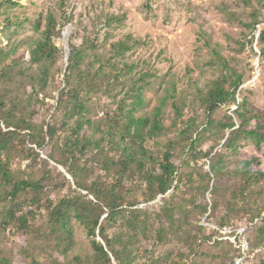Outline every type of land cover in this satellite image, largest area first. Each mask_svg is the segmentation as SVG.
I'll use <instances>...</instances> for the list:
<instances>
[{"label":"trees","instance_id":"obj_1","mask_svg":"<svg viewBox=\"0 0 264 264\" xmlns=\"http://www.w3.org/2000/svg\"><path fill=\"white\" fill-rule=\"evenodd\" d=\"M263 12L264 3L252 19L249 43L253 44L250 35L262 19ZM111 21L119 24L121 19L108 18L106 26L109 27ZM6 22L9 24V19ZM57 26L56 16L51 11L44 16L43 26L41 19L33 24L36 35L27 41V68L35 65V69L27 75L21 71L22 78L26 76L30 83L26 97L0 94V234L9 228L24 236L41 238L47 246L50 243L56 245L51 252L57 255L52 256L50 252V257L43 261L39 259L40 255L29 253L24 246L22 252L28 264H159L156 259L143 256L149 249L143 247L139 240L148 239L153 225L150 213L137 207L140 203L137 188H141L144 196L142 202L153 201L158 196L163 201L158 212L153 214L158 223L162 222L153 231L155 239L163 242L170 233L176 241L189 245L188 254H193L200 238L211 242L219 232L201 226L199 219L192 226L195 230L193 235L190 232L185 237L177 234L173 231V216L179 209L168 205L164 195L171 189L177 191L179 184L184 185L189 192L188 205L198 209L202 215L210 210L204 199L210 182L222 178L228 181L227 178L233 176L237 186L225 200L226 211L215 223L210 219L219 207L215 203L211 206L212 215L207 218L208 222L218 226H233L231 222H235L236 226L241 219L239 217L248 214L245 231L248 232L251 252L248 251L247 256L253 254L255 248H264V172L252 169L253 159L238 158L242 146L240 141L252 143L256 148L264 143V123L260 121L264 113L260 115L247 107L243 99L233 110L238 123L229 114L221 120L213 117L222 104L236 102L235 92L242 76L236 75L235 79L228 81V88L225 87V76L234 72H227L211 81L201 97L203 121L199 123L190 118L179 121V125L175 122V134L168 136V127L162 118L166 99L163 98L149 114H137L144 105L141 81L146 74L138 72L137 78L134 73L137 65L126 60L125 55L141 43L140 38L126 34L108 45L104 38V45L100 47L95 39L84 38L76 44L70 37L62 76L64 85L58 91L54 106V110L60 113V119L58 122H37L38 107L35 105L45 104L49 69L62 52V47L55 45L54 39L60 36L64 25L58 29ZM259 42L264 43V28L256 45ZM15 65H18L15 59L10 65H0V83L8 77V68ZM39 95H42L41 99ZM96 96L110 99L116 106L111 109L105 104L95 103L92 100ZM170 105L177 117L180 116L177 102L172 101ZM99 111L101 115H98ZM201 126L202 129L198 130ZM212 128L223 133L221 138H224L225 131L228 135L220 150L213 151L214 147L203 150L199 144L204 132ZM159 138L163 139L161 143L157 141ZM149 141L157 147L154 148ZM178 146L184 154L180 157L181 166L190 170L186 173L174 160ZM46 147L48 151H44ZM38 150L46 152V158L40 159L43 169L36 172L31 164L23 169L16 166L17 161L24 159L35 162L39 158ZM203 157L208 158V171L198 165ZM48 159L65 169L79 191L72 189L68 179L63 177L67 191L57 198L50 196L51 173L62 174L55 167L47 169ZM91 168L101 174H96L88 182L86 177ZM196 178L198 187L193 186ZM81 191H86V194ZM200 196L202 204L197 203ZM255 218L263 225L255 226ZM120 221H123L124 229L109 233L108 229ZM74 225L83 230L87 249L69 255ZM204 231L206 233L202 236ZM211 243L231 245L218 239ZM237 254L241 255L239 249L234 251V255ZM0 264H13L1 247ZM172 264L189 263L180 260ZM253 264H264V258Z\"/></svg>","mask_w":264,"mask_h":264},{"label":"rangeland","instance_id":"obj_2","mask_svg":"<svg viewBox=\"0 0 264 264\" xmlns=\"http://www.w3.org/2000/svg\"><path fill=\"white\" fill-rule=\"evenodd\" d=\"M263 3L264 0H0V56L3 58L0 65H10L12 59L18 62V65L8 68V77L0 83V94L26 97V93L30 90V83L26 76L22 78L21 71H25L27 75L35 69V65L31 69L27 68L29 66L27 41L36 35L33 30L34 22L41 19L43 26L44 16L51 11L56 16L57 29L60 25H64L60 36L54 39L55 45L62 47V52L58 54L49 69L45 104L35 105L36 108L38 107L35 116L37 122L42 120L58 122L60 119V113L54 110V106L58 91L64 85L62 76L66 65V47L68 48L67 43L70 37L76 44L84 38L95 39L101 47L104 45L102 39L106 38V45H108L110 41L122 38L126 34L141 40L137 47L125 55L126 60L134 61L137 65L134 72L136 77L138 72L146 74L141 81L144 85L142 91L144 105L137 114H149L163 98L166 99L167 104L162 118L163 124L168 127V136L175 134L176 126L173 125L175 122L179 125V121L190 118H195L199 123L203 121L201 97L208 90L211 81L221 78L227 72L234 73L231 76H225L226 88H228V81L235 79L236 75L242 76V81L235 92L236 102L222 104L215 110L213 117L221 120L229 114L238 123L233 110L243 99L247 102V107L262 115L264 113V43L259 42L253 46L248 41V33L252 27V19L258 15ZM108 18H120L121 22L117 24L111 21L108 27L106 26ZM7 19L10 21L9 24L6 22ZM67 21L70 22L66 23ZM66 30L67 38L64 39L63 33ZM41 97L42 95H39L38 98L41 99ZM92 101L105 104L111 109L116 106L105 97L96 96ZM172 101H176L180 107L178 117L170 105ZM101 114L102 112L99 111L98 115ZM260 121L264 123V117ZM222 134L215 128L204 132L199 144L200 148L208 150L214 147L213 151L220 150L228 131L224 132V138H221ZM157 141L161 143L163 139L159 138ZM240 142L242 146L238 158L253 159L252 169L264 172V143L260 148H256L252 143ZM149 144L153 145V141H149ZM153 147L156 148L157 145ZM44 151H48L47 147ZM38 152L39 158L35 162L31 163L28 159H24L17 161L16 166L23 169L25 165L31 164L36 172L43 169L40 159L46 158V152L41 150ZM181 156L183 157L184 154L178 146L174 160L176 165L181 167V171L186 173L190 170L184 165L181 166ZM48 162L47 169L51 170L55 167L56 171L62 174L58 176L55 172L51 173L49 179L51 185L58 187L57 190L52 186L48 187L51 197L57 198L58 195L67 191V182H63V177L68 179V185L72 189L78 190L71 177L59 169L60 165L49 159ZM80 162L83 163V159ZM198 165H202V168L208 171V158H201ZM232 166L231 164L230 167ZM96 174L101 172L91 168L86 180L89 182ZM227 180L222 178L210 182L204 196L210 210L208 209L202 215L199 214L198 209L188 205L189 192L185 190L184 185L179 184L177 191L173 189L168 191L164 195L167 204L179 209L174 211L173 231L183 237L188 232L193 235L195 230L192 226L204 217L208 222L207 218L210 214L212 215L211 206L215 203L219 207L210 219L216 223L226 211L225 200L237 186L235 177L230 176ZM127 185H129L128 182ZM198 185L199 180L196 178L193 186L198 187ZM214 186L215 189L212 190ZM81 192L86 194V191ZM136 194L140 200L137 207L150 213L149 219L153 225L148 239L140 238L139 240L143 247L149 249L143 255L144 257L156 259L159 264H172L180 260H185L189 264H253L264 258L262 247L255 248L253 254L247 256L250 251L247 231L243 232L247 244L245 257L234 255L235 249H239L238 243L228 240L225 241L230 242V246L229 243L215 245L211 243L213 241L200 238L193 254H188L189 245L176 241L170 233L163 242H158L153 231L162 222L158 223L153 218V214L158 212L163 202L161 196L150 202H142L144 196L140 187L137 188ZM202 202L203 198L198 197L197 203L202 204ZM239 218L238 221L236 220V226L239 222L247 224L249 215L243 214ZM253 222L255 226L263 225L258 218H255ZM231 223L232 227H235V222ZM121 229H124L123 221L110 227L108 231L112 233ZM72 232L73 243L68 251L69 255L84 252L87 249V238L83 230L74 225ZM204 233L206 231L201 235H205ZM250 236L253 237L251 234ZM24 246L29 253L40 255L39 259L42 261L47 260L51 254L57 255L51 252V249L56 247L54 243L47 246L41 238L36 239L34 235L24 236L9 228L0 234V247L9 254L13 264H28V259L22 252Z\"/></svg>","mask_w":264,"mask_h":264},{"label":"built area","instance_id":"obj_3","mask_svg":"<svg viewBox=\"0 0 264 264\" xmlns=\"http://www.w3.org/2000/svg\"><path fill=\"white\" fill-rule=\"evenodd\" d=\"M264 28V12L262 15V19L260 20V22H258L254 29L251 32V37H253V46H256L260 31ZM258 55H259V51ZM200 224L203 226H208L210 229L216 230L219 232L218 236L213 237L212 241H214L215 239L218 240H228L230 242H237V247L240 250L241 253V257H245L246 256V241L243 237V232L245 231V224H239L235 227H232L230 225H223V226H218L214 223H210L205 221V217L203 219L200 220Z\"/></svg>","mask_w":264,"mask_h":264},{"label":"water","instance_id":"obj_4","mask_svg":"<svg viewBox=\"0 0 264 264\" xmlns=\"http://www.w3.org/2000/svg\"><path fill=\"white\" fill-rule=\"evenodd\" d=\"M68 50H69V49L66 47L65 62L67 61V58H68ZM65 66H66V65H65ZM59 167H60V166H59ZM59 169H60L62 172L66 173L62 167H60ZM66 175H68V174H66ZM103 245H104V244H103Z\"/></svg>","mask_w":264,"mask_h":264},{"label":"bare ground","instance_id":"obj_5","mask_svg":"<svg viewBox=\"0 0 264 264\" xmlns=\"http://www.w3.org/2000/svg\"><path fill=\"white\" fill-rule=\"evenodd\" d=\"M67 33H68L67 30L63 33L64 39L67 38V37H65L67 35Z\"/></svg>","mask_w":264,"mask_h":264}]
</instances>
